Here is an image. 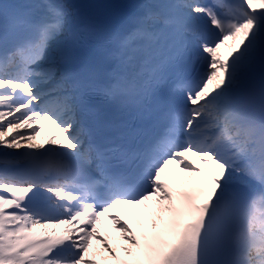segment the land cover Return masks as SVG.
Instances as JSON below:
<instances>
[{"label":"snow or ice","instance_id":"obj_1","mask_svg":"<svg viewBox=\"0 0 264 264\" xmlns=\"http://www.w3.org/2000/svg\"><path fill=\"white\" fill-rule=\"evenodd\" d=\"M89 39L136 71L82 75ZM161 91L178 102L144 148L88 99L150 115ZM118 205L144 222L134 230ZM105 214L115 243L97 229ZM109 261L264 264V0H156L123 35L82 23L69 0L0 2V264Z\"/></svg>","mask_w":264,"mask_h":264},{"label":"bare ground","instance_id":"obj_2","mask_svg":"<svg viewBox=\"0 0 264 264\" xmlns=\"http://www.w3.org/2000/svg\"><path fill=\"white\" fill-rule=\"evenodd\" d=\"M23 2H26V0H21ZM151 3V2H150ZM229 44L232 43V41L228 42ZM238 43V40H237ZM222 51V54L225 56L228 54L229 49L227 47H224ZM50 133L48 132V126L47 122H44V128L40 131V135L38 136V142L45 141ZM167 174V177L165 178L168 182L175 184H178L185 176L184 173L180 172L179 168L175 166V164L169 165L168 169L165 173ZM116 214L121 217L122 220L127 221L135 230L137 227L138 222H144V218L142 216H137L135 212L130 209L128 206L124 205H118ZM97 229L99 230V234L102 236H106L109 240V243H115L114 237H118L120 234L115 231V227L112 225L111 220L108 218V214L102 215L100 218V223L97 224ZM94 248H100L102 245L97 240L92 241ZM111 262V261H109ZM114 264V262L112 263Z\"/></svg>","mask_w":264,"mask_h":264},{"label":"rangeland","instance_id":"obj_3","mask_svg":"<svg viewBox=\"0 0 264 264\" xmlns=\"http://www.w3.org/2000/svg\"><path fill=\"white\" fill-rule=\"evenodd\" d=\"M221 50H223V48L221 49ZM222 52V51H221ZM224 55V54H223ZM225 56V55H224ZM227 56V55H226ZM167 177V174L166 175H162V178H166ZM113 263V261H111V262H109V264H112Z\"/></svg>","mask_w":264,"mask_h":264}]
</instances>
